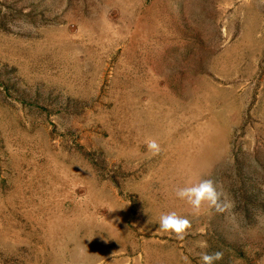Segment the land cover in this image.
Instances as JSON below:
<instances>
[{"label": "rangeland", "instance_id": "obj_1", "mask_svg": "<svg viewBox=\"0 0 264 264\" xmlns=\"http://www.w3.org/2000/svg\"><path fill=\"white\" fill-rule=\"evenodd\" d=\"M216 252L264 264V0H0V264Z\"/></svg>", "mask_w": 264, "mask_h": 264}, {"label": "clouds", "instance_id": "obj_2", "mask_svg": "<svg viewBox=\"0 0 264 264\" xmlns=\"http://www.w3.org/2000/svg\"><path fill=\"white\" fill-rule=\"evenodd\" d=\"M147 146L149 149H157V144L154 141H148ZM189 191L191 192L190 197L187 195ZM176 195L181 199H187L188 202L197 209L204 202H208L210 205L217 206L218 211H223L226 207H229L228 205H225L224 207L220 206L218 202L220 201L222 193L216 190L212 181L210 180H205L192 188L180 189L176 192ZM112 210L115 209L109 206L108 211ZM158 223L159 229L165 232L175 233L177 238H183V235L189 227V221L177 216L175 213L161 215ZM222 255V252H216L212 255L203 254L201 259L203 264H213L214 261L220 260Z\"/></svg>", "mask_w": 264, "mask_h": 264}, {"label": "bare ground", "instance_id": "obj_3", "mask_svg": "<svg viewBox=\"0 0 264 264\" xmlns=\"http://www.w3.org/2000/svg\"><path fill=\"white\" fill-rule=\"evenodd\" d=\"M204 129H205V131L207 130V131H209V133H207L206 134V132H205V134L203 135V137H202V141H201V143H200V146H199V149L197 150L198 152H197V154H192V155H188V156H184V155H182L181 153L176 157L177 159L176 160H178V161H180L181 162V160L183 161V159L184 158H190L191 156L193 157V158H197V157H199V159H200V157H202L203 155H205V151H206V146H205V143L206 142H211V141H214V140H216V138H217V132H216V129H215V124L213 123V122H211V123H206V125L203 127ZM215 130V131H214ZM219 133V132H218ZM220 136V135H219ZM218 136V138L217 139H219L220 137ZM219 141H220V139H219ZM217 142V141H216ZM177 161V162H178Z\"/></svg>", "mask_w": 264, "mask_h": 264}, {"label": "crops", "instance_id": "obj_4", "mask_svg": "<svg viewBox=\"0 0 264 264\" xmlns=\"http://www.w3.org/2000/svg\"><path fill=\"white\" fill-rule=\"evenodd\" d=\"M78 260H79V258H78Z\"/></svg>", "mask_w": 264, "mask_h": 264}]
</instances>
